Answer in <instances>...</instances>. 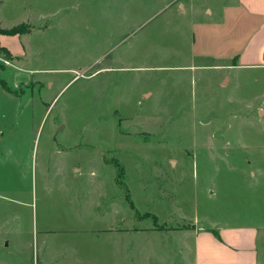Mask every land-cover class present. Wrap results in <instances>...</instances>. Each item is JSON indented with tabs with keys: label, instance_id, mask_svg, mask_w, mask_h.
Here are the masks:
<instances>
[{
	"label": "rangeland",
	"instance_id": "rangeland-1",
	"mask_svg": "<svg viewBox=\"0 0 264 264\" xmlns=\"http://www.w3.org/2000/svg\"><path fill=\"white\" fill-rule=\"evenodd\" d=\"M9 2L4 25L35 30L0 55L20 98L1 102L0 264H191L203 226L256 229L264 264V62L199 54L202 31L214 53L252 36L232 0Z\"/></svg>",
	"mask_w": 264,
	"mask_h": 264
},
{
	"label": "crops",
	"instance_id": "crops-1",
	"mask_svg": "<svg viewBox=\"0 0 264 264\" xmlns=\"http://www.w3.org/2000/svg\"><path fill=\"white\" fill-rule=\"evenodd\" d=\"M9 1L10 0H0V28L2 30H9L18 26L14 25L11 27H6L4 25L3 9L8 7L10 4ZM207 13L210 14V11H207ZM224 13L226 15L228 14V17L231 14L233 15V18L235 15L242 17L245 22L241 25L237 23V28H240V31L242 30L240 36H252L249 37V40H247L246 44L242 39L240 42H238L237 47L234 48V43L232 42L230 46L231 48L229 50L225 51V49H219L217 47L219 50L214 53V43H212V45H210L211 43H206V40H208L206 36H208L209 33L202 31V33L200 32L199 34H205V36L203 38L204 42L201 49L202 51L199 53L200 56H206L210 59L212 58L215 61L220 62L221 65L225 67L228 66L224 65L223 63L230 59L233 60L236 55L237 61H251V63H246L249 64V66L255 63L264 62V39H262L260 43L256 41L258 36L264 34V0H232L231 7H225ZM255 18L259 19L260 23L252 25L248 22ZM30 19V17L26 18V23L23 24L29 25L28 27H32V30L31 32L23 35H30L33 33V30H35V27L33 26ZM235 19L236 18H234V24L236 25ZM226 20L229 21V18ZM246 20H248L247 23ZM227 21L226 23L223 22L225 25L218 27L217 30L225 31V28L227 27ZM229 25L231 24L229 23ZM244 30L247 31L244 32ZM23 35H13L11 37H20ZM6 37L10 36L0 34V55H5L4 57L8 58L7 60H9L11 63L14 61V59H19L22 56V52L21 50L18 53L11 52L8 49V38ZM198 38L199 37L195 39V36H193L194 47L196 42H198ZM243 43L245 44V47ZM2 61L3 60H0V63H2ZM7 67H12V65ZM2 84H5V82L1 81L0 83V193L4 192V188H2L3 182H1V175L5 168V161H7L10 157L9 146L12 137L11 127L9 126V123L6 122L8 113L5 111L4 105L1 104V102L3 103L5 100L9 102L11 99H20L11 92L5 91ZM186 233L192 235L194 239L191 264H261L255 250L254 240L257 235V230L254 228L237 229L228 228L227 226H203L200 228L197 227V229L194 231L188 230ZM68 257L71 264H117V262H119L121 259V256H65V258L61 259L58 264H63V262L68 259Z\"/></svg>",
	"mask_w": 264,
	"mask_h": 264
},
{
	"label": "trees",
	"instance_id": "trees-1",
	"mask_svg": "<svg viewBox=\"0 0 264 264\" xmlns=\"http://www.w3.org/2000/svg\"><path fill=\"white\" fill-rule=\"evenodd\" d=\"M23 26H24V25H18V26L13 27V28H11V29H9V30H2V29L0 28V34H1V35H9V36H13V35H23V34L29 33V32H30V27L27 26L25 29H23ZM2 86H3V89H4L5 91L10 92V91L6 88L5 84H2Z\"/></svg>",
	"mask_w": 264,
	"mask_h": 264
},
{
	"label": "built area",
	"instance_id": "built-area-1",
	"mask_svg": "<svg viewBox=\"0 0 264 264\" xmlns=\"http://www.w3.org/2000/svg\"><path fill=\"white\" fill-rule=\"evenodd\" d=\"M4 64H6V65H7V64H8V62L4 61Z\"/></svg>",
	"mask_w": 264,
	"mask_h": 264
}]
</instances>
